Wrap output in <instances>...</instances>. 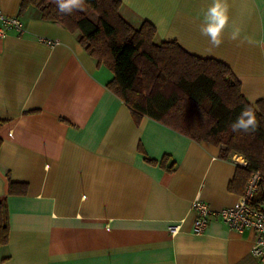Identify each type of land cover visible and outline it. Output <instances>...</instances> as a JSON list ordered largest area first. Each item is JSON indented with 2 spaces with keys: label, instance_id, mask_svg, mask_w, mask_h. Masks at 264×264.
<instances>
[{
  "label": "crops",
  "instance_id": "obj_1",
  "mask_svg": "<svg viewBox=\"0 0 264 264\" xmlns=\"http://www.w3.org/2000/svg\"><path fill=\"white\" fill-rule=\"evenodd\" d=\"M119 1L134 28L146 21L156 43L223 63L248 103L264 102V0H228L219 47L200 32L213 0ZM20 3L0 0V13L24 25L0 37V199L9 225L0 264H262L252 231L216 216L202 234L192 230L196 198L213 211L238 202L228 186L243 158L223 160L220 148L146 117L137 124L107 88L113 73L78 35L32 8L19 16ZM9 180L25 183L26 194L9 195Z\"/></svg>",
  "mask_w": 264,
  "mask_h": 264
},
{
  "label": "trees",
  "instance_id": "obj_2",
  "mask_svg": "<svg viewBox=\"0 0 264 264\" xmlns=\"http://www.w3.org/2000/svg\"><path fill=\"white\" fill-rule=\"evenodd\" d=\"M84 5L96 20L79 9L62 14L53 0H21L19 16L32 8L40 20L76 33L97 66L113 73L107 88L129 108L137 124L146 117L197 143L220 148L223 160L234 154L242 157L246 166L237 167L228 189L240 196L251 172L257 171L262 179L254 204L264 205V102L248 103L223 63L191 55L175 41L156 43L155 28L146 21L134 28L121 17L119 0H84ZM246 106L255 111L259 127L250 133L233 132L231 124ZM26 191L25 183L9 180V195ZM8 234L6 204L0 199V247L7 245Z\"/></svg>",
  "mask_w": 264,
  "mask_h": 264
},
{
  "label": "built area",
  "instance_id": "obj_3",
  "mask_svg": "<svg viewBox=\"0 0 264 264\" xmlns=\"http://www.w3.org/2000/svg\"><path fill=\"white\" fill-rule=\"evenodd\" d=\"M7 30H14L17 33L24 31V25L18 17H7L0 13V37H3ZM48 44H52L48 42ZM238 166L245 167L246 162L241 160ZM262 176L257 171H252L246 184L244 192L239 196L238 202L230 208L213 211L196 198L192 203L195 214L193 233L202 234L210 217H218L229 229L243 232L252 231L256 234L255 246L252 255L260 263L264 264V205L256 206L254 197ZM181 229L180 225L173 224L168 226L172 235H176Z\"/></svg>",
  "mask_w": 264,
  "mask_h": 264
},
{
  "label": "clouds",
  "instance_id": "obj_4",
  "mask_svg": "<svg viewBox=\"0 0 264 264\" xmlns=\"http://www.w3.org/2000/svg\"><path fill=\"white\" fill-rule=\"evenodd\" d=\"M60 13H71L74 9L82 10L84 0H53ZM228 0H213L211 6L204 13L200 23L201 35L207 36L210 43L219 47L223 42V34L229 24ZM240 36L239 30L231 33L230 39L237 40ZM259 121L252 107L246 106L236 120L231 124L233 132L250 133L257 131Z\"/></svg>",
  "mask_w": 264,
  "mask_h": 264
},
{
  "label": "rangeland",
  "instance_id": "obj_5",
  "mask_svg": "<svg viewBox=\"0 0 264 264\" xmlns=\"http://www.w3.org/2000/svg\"><path fill=\"white\" fill-rule=\"evenodd\" d=\"M81 11L85 13L90 19L96 20V15L92 12V10L88 6L83 4Z\"/></svg>",
  "mask_w": 264,
  "mask_h": 264
}]
</instances>
